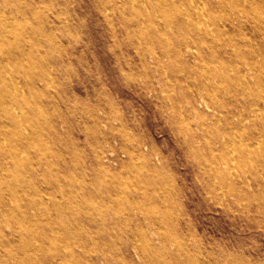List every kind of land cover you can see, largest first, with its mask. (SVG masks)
<instances>
[{
	"label": "rangeland",
	"instance_id": "374dc122",
	"mask_svg": "<svg viewBox=\"0 0 264 264\" xmlns=\"http://www.w3.org/2000/svg\"><path fill=\"white\" fill-rule=\"evenodd\" d=\"M0 264H264V0H0Z\"/></svg>",
	"mask_w": 264,
	"mask_h": 264
},
{
	"label": "bare ground",
	"instance_id": "6f19581e",
	"mask_svg": "<svg viewBox=\"0 0 264 264\" xmlns=\"http://www.w3.org/2000/svg\"><path fill=\"white\" fill-rule=\"evenodd\" d=\"M251 76V75H250ZM179 106V105H178ZM212 141V140H211Z\"/></svg>",
	"mask_w": 264,
	"mask_h": 264
}]
</instances>
